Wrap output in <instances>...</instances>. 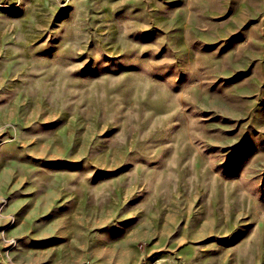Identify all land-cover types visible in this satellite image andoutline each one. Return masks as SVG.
I'll return each instance as SVG.
<instances>
[{
  "label": "rangeland",
  "instance_id": "374dc122",
  "mask_svg": "<svg viewBox=\"0 0 264 264\" xmlns=\"http://www.w3.org/2000/svg\"><path fill=\"white\" fill-rule=\"evenodd\" d=\"M0 264H264V0H0Z\"/></svg>",
  "mask_w": 264,
  "mask_h": 264
}]
</instances>
